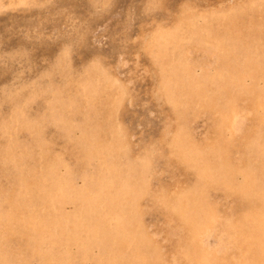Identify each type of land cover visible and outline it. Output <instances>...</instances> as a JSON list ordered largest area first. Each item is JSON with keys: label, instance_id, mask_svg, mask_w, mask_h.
Masks as SVG:
<instances>
[{"label": "rangeland", "instance_id": "374dc122", "mask_svg": "<svg viewBox=\"0 0 264 264\" xmlns=\"http://www.w3.org/2000/svg\"><path fill=\"white\" fill-rule=\"evenodd\" d=\"M263 160L264 0H0V264H264Z\"/></svg>", "mask_w": 264, "mask_h": 264}, {"label": "bare ground", "instance_id": "6f19581e", "mask_svg": "<svg viewBox=\"0 0 264 264\" xmlns=\"http://www.w3.org/2000/svg\"><path fill=\"white\" fill-rule=\"evenodd\" d=\"M93 1H95V0H93ZM222 1H223V0H222ZM215 8H216V7H215ZM184 12H185V11H184ZM186 12H187V11H186ZM186 12H185V13H186ZM191 13H192V12H191ZM189 15H191V14H189ZM189 15H188V16H189ZM184 35H185V34H184ZM196 36H198V35H196ZM205 41H206V40H205ZM207 48H208V47H207ZM231 59H232V58H231ZM21 62H22V61H21ZM236 62H238V61H236ZM236 64H237V63H236ZM244 65H245V64H244ZM247 66H248V65H247ZM230 68H231V67H230ZM245 68H246V67H245ZM101 69H102V68H101ZM101 71H102V70H101ZM256 71H257V70H256ZM178 72H179V71H178ZM103 73H104V71H103ZM103 73H102V74H103ZM166 73H167V72H166ZM179 73L181 74V72H179ZM258 73H259V72H258ZM102 74H101V76L104 75V74H103V75H102ZM176 74H178V73L175 72V75H176ZM228 74H229V73H228ZM236 74H237V73H236ZM110 75H111V74H110ZM164 75H166V74H164ZM164 75H163V77H164ZM173 75H174V74H173ZM230 75H231V74H230ZM249 75H250V74H249ZM178 76H179V75H178ZM180 76H181V75H180ZM180 76H179V78H181ZM105 77H106V76H105ZM111 77H112V76H111ZM139 77H140V76H139ZM248 77H249V76H248ZM175 78H176V77H175ZM179 78H178V79H179ZM183 78H184V76H183ZM165 79H166V78H165ZM168 79H169V78H168ZM168 79H167V80H168ZM101 80H102V79H101ZM167 80H166V81H167ZM253 80H255V79H253ZM64 81H66V80H64ZM112 81H113V80H112ZM170 81L172 82V80H170ZM164 82H165V81H164ZM167 82H168V81H167ZM168 83H169V82H168ZM252 83H253V82H252ZM103 84H104V82H103ZM113 84H114V83H113ZM253 84H254V83H253ZM66 85H67V83H66ZM100 85H102V84H100ZM107 85H108V84H107ZM107 85H106V86H107ZM109 85H110V84H109ZM166 85L168 86L167 83H166ZM172 85H173V84H172ZM64 86H65V85H64ZM173 86H174V85H173ZM98 88H99V87H98ZM102 88H103V87H102ZM108 88H110V87H108ZM149 88H150V87H149ZM166 88H168V87H166ZM69 89H70V88H69ZM104 89H105V86H104L103 90H104ZM162 89H163V88H162ZM212 89H213V87H212ZM219 89H220V88H219ZM70 90H71V89H70ZM171 91H173V89H172ZM171 91H170V92H171ZM174 91H176V90H174ZM177 91H178V90H177ZM168 92H169V91H168ZM170 92H169V93H170ZM211 92H212V91H211ZM108 93H109V92H108ZM176 93H177V92H176ZM215 93H216V92H215ZM64 94H65V93H64ZM64 94H63V95H64ZM98 94H99V93H98ZM104 94H105V93H104ZM171 94H172V93H171ZM171 94H170V95H171ZM178 94H179V93H178ZM175 95H176V94H175ZM1 96H2V95H1ZM100 96H101V95H100ZM177 96H178V95H177ZM196 96H197V95H196ZM77 97H79V96H77ZM103 97H104V96H103ZM107 97H108V96H107ZM179 97H180V96H179ZM81 98H82V96H81ZM176 98H177V97H176ZM99 99H100V98H99ZM173 99H174V98H173ZM195 99H196V98H195ZM198 99H199V98H198ZM77 100H78V103H79V99H77ZM94 100H95V99H94ZM103 100H105V99H103ZM97 101H98V100H97ZM97 101H96V102H97ZM170 101H172V100H170ZM173 101H174V100H173ZM197 101H198V100H197ZM256 101H257V100H256ZM100 102H101V101H100ZM213 102H214V101H213ZM82 103H83V102H82ZM107 104H108V103H107ZM112 104L115 106V103L112 102ZM193 104H194V102H193ZM80 105H81V104H80ZM98 105H99V104H98ZM103 105H104V104H103ZM109 105H110V104H109ZM94 106H95V105H94ZM194 106H195V105H194ZM194 106H193V107H194ZM256 106H257V105H256ZM101 107H102V106H101ZM111 107H112V106H111ZM75 108H77V107H75ZM98 108H99V107H98ZM79 109H80V108H79ZM189 109H190V108H189ZM68 110H69V109H68ZM77 110H78V109H77ZM182 110H183V109H182ZM94 111H96V110H94ZM109 111H110V110H109ZM113 111H114V110H113ZM67 112H68V111H67ZM76 112H77V111H76ZM96 112L99 113L98 111H96ZM100 112H101V111H100ZM177 112H179V111H177ZM180 112H181V111H180ZM93 113H94V112H93ZM184 114H186L185 111H184ZM189 114H190V113H189ZM94 115H95V114H94ZM110 116H111V114H110ZM110 116H109V117H110ZM98 117H99V116H98ZM178 117H179V115H178ZM183 117H184V115H183ZM81 118H82V117H81ZM92 118H93V117H92ZM100 118H104V117H100ZM105 118H106V117H105ZM179 118H181V116H180ZM87 119H88V118H87ZM98 119H99V118H98ZM110 119H111V118H110ZM48 120H49V119H48ZM95 120H96V118H95ZM84 121H85V120H84ZM102 121H104V119H103ZM97 122H98V121H97ZM70 124H71V123H70ZM79 124H80V123H79ZM96 124H97V123H96ZM106 124H107V122H106ZM84 125H85V124H84ZM99 125H100V124H99ZM72 126H73V125H72ZM96 126H97V125H96ZM100 126H101V125H100ZM107 126H108V125H107ZM69 127H70V125H69ZM85 127H87V126H85ZM90 128H91V127H90ZM97 128H99V126H98ZM72 129H73V128L71 127L70 130H72ZM75 129H76V128H75ZM78 129H79V128H78ZM99 129H101V128H99ZM103 129H104V128H103ZM70 130H68V131H70ZM84 130H86V129L84 128ZM218 130H219V129H218ZM74 131H75V130H74ZM77 131H78V130H77ZM104 131H105V130H104ZM104 131H102V132H104ZM106 131H108V130H106ZM56 132H57V131H56ZM71 132H72V131H71ZM94 132H96V131H94ZM53 133H54V132H53ZM65 133H66V132H65ZM86 133H87V131H86ZM98 133H99V130H98ZM68 134H69V133H68ZM70 134H72V133H70ZM70 134H69V135H70ZM87 134L90 135V133H87ZM87 134H86V135H87ZM96 134H97V133H96ZM65 135H66V134H65ZM91 136H92V134H91ZM215 136H218V135H215ZM262 136H263V135H262ZM92 137H93V136H92ZM88 138H89V137H88ZM94 138H95V137H94ZM101 138H102V137H101ZM217 138H218V137H217ZM99 139H100V138H99ZM103 139H104V138H103ZM174 139H175V138H174ZM253 139H254V138H253ZM86 140H87V139H86ZM101 140H102V139H101ZM79 141H80V140H79ZM180 141H181V140H180ZM2 142H3V141H2ZM93 142H94V141H93ZM178 142H179V141H178ZM101 143L104 144L103 142H101ZM76 144H77V143H76ZM93 144H94V143H93ZM99 144H100V143H99ZM99 144L96 143L95 145H99ZM105 145H106V144H105ZM107 145H108V143H107ZM107 145H106V146H107ZM181 145H182V143H181ZM200 145H201V144H200ZM214 145H215V144H214ZM78 146H79V145H78ZM84 146H85V145H84ZM84 146H83V147H84ZM67 147H68V146H67ZM142 148H143V147H142ZM78 150H79V149H78ZM80 150H81V149H80ZM99 151H100V150H99ZM236 151H237V150H236ZM241 151H242V150H241ZM97 152H98V151H97ZM188 152H189V151H188ZM188 152H187V154H188ZM217 152H218V151H217ZM115 153H116V152H115ZM220 153H221V152H220ZM220 153H219V154H220ZM71 154H72V153H71ZM73 154H74V153H73ZM81 154H82V153H81ZM91 154H92V153H91ZM100 154H101V153H100ZM165 154H166V153H165ZM210 154H211V153H210ZM97 155H99V154L97 153ZM135 157H136V156H135ZM171 157H172V156H171ZM219 159H220V158H219ZM244 159H245V158H244ZM77 160H78V158H77ZM77 160H76V161H77ZM85 160H86V159H85ZM209 160H210V159H209ZM243 161H244V160H243ZM243 161H242V162H243ZM247 161H248V160H247ZM249 162H250V161H249ZM251 162H252V161H251ZM263 162H264V160H263ZM263 162H262V163H263ZM233 163H234V162H233ZM80 164H81V161H80ZM199 164H200V163H199ZM210 164H211V163H210ZM252 164H253V163H252ZM157 165H158V164H157ZM218 165H220V164H218ZM207 166H208V165H207ZM211 166H212V165H211ZM245 166H246V165H245ZM0 167H1V166H0ZM219 167H220V166H219ZM202 169H203V171H205V169H206V171H208L209 173H211L209 170H207L208 168H202ZM217 169H218V168H217ZM210 170H211V169H210ZM218 170H219V169H218ZM203 171H202V172H203ZM213 171H214V170H213ZM215 171H216V170H215ZM220 171H222V170L220 169ZM226 171H227V170H226ZM226 171H224V172H226ZM229 171H230V170H229ZM202 172H200V173H202ZM208 172H207V173H208ZM262 172H263V171H262ZM262 172H261V173H262ZM203 173H204V172H203ZM207 173H205V175H206ZM209 173H208V176H210ZM212 173H213V172H212ZM226 173H227V172H226ZM222 174H223V173H222ZM238 174H240V173H238ZM243 174L245 175V179H246V175H247V174H246V173H243ZM186 175H187V174H186ZM199 175H200V174H199ZM199 175H198V176H199ZM205 175H204V176H205ZM258 175H259V174H258ZM202 176H203V174H202ZM243 177H244V176H243ZM225 179H226V178H225ZM225 179H224V180H225ZM242 180H243V179H242ZM251 180H252V179H251ZM228 181H230V180H228ZM243 181H244V180H243ZM99 182H100V181H99ZM221 182H222V181H221ZM221 182H219L218 184L220 185ZM225 182H226V181H225ZM96 183H97V182H96ZM142 183H143V182H141V184H142ZM246 183H247V182H246ZM222 184H223V183H222ZM231 184H232V182H231ZM263 184H264V183H263ZM91 185H92V184H91ZM101 185H102V184H101ZM101 185H100V186H101ZM198 185H199V184H198ZM214 185H215V184H213V186H214ZM216 185H217V184H216ZM216 185H215V186H216ZM229 185H230V184H229ZM247 185H248V184H247ZM259 185H260V184H259ZM124 186H125V185H124ZM224 186H225V184H224ZM227 186H228V185H227ZM243 186H244V185H243ZM101 187H102V186H101ZM140 187H141V186H140ZM183 187H184V186H183ZM221 187H223V186L221 185ZM135 188H136V187H135ZM224 188H225V187H224ZM244 188H245V187H244ZM92 189H93V188H92ZM85 190H86V189H85ZM252 190H253V189H252ZM241 192H242V191H241ZM248 192H249V191H248ZM249 193H250V192H249ZM197 194H198V193H197ZM199 194H200V193H199ZM199 194H198V195H199ZM259 194H260V193H258V195H259ZM178 195H179V194H178ZM178 195H177V196H178ZM246 195H247V194H246ZM253 195H255V194H252V197H254V199H255V196H253ZM238 196H239V195H238ZM248 196H249V195H248ZM125 197H126V196H125ZM184 197H185V196H184ZM246 197H247V196H246ZM246 197H245V198H246ZM249 197H250V196H249ZM256 197L258 198L257 195H256ZM65 198H66V197H65ZM67 198H68V197H67ZM114 198H115V197H114ZM178 198H179V197H178ZM178 198H177V199H178ZM189 198H191V197H189ZM259 198H260V197H259ZM263 198H264V197H263ZM126 199H127V198H126ZM181 199H182V197H181ZM192 199H193V198H191V200H192ZM108 200H109V199H108ZM193 200H194V199H193ZM195 200H196V199H195ZM198 200H199V199L197 198V203H198ZM201 200H203V199H200V200H199L200 203H201ZM239 200H240V199H239ZM257 200L259 201V200H261V198H260V199H257ZM180 201H181V200H180ZM182 201H183V199H182ZM252 201H253V200H252ZM252 201H251V202H252ZM261 201H262V200H261ZM112 202H114L113 199H112ZM116 202H117V201H116ZM116 202H115V203H116ZM186 202H187V203L190 202V199H189V201H188V199H187ZM203 202H204V201H203ZM247 202H248V201H247ZM174 203H175V202H174ZM187 203H186V204H187ZM190 203H191V202H190ZM200 203H198L199 206H200ZM181 204H182V203L179 202V205H180L181 207H182V206L184 207L185 202H183L182 205H181ZM188 204H189V203H188ZM192 204H193V203L189 204V206L192 205ZM201 204H202V203H201ZM204 204H205V203H204ZM204 204H202V205H204ZM263 204H264V203H263ZM195 205H196V204L193 205L194 208L197 206V205H196V206H195ZM199 206H198V208H199ZM204 206H205V205H204ZM204 206H203V207H204ZM254 206H255V205H254ZM137 207H138V206H137ZM183 207L180 208V209H184ZM201 207H202V206H201ZM201 207H200V208H201ZM145 208H146V207H145ZM189 208H190V207H189ZM191 208H192V207H191ZM258 208H262L261 205H260ZM180 209H179V210H180ZM187 209H188V208H187ZM254 209H255V208H254ZM263 209H264V208H263ZM144 210H145V209H144ZM189 210H191V209H189ZM189 210H188V211H189ZM200 210H201V209H200ZM200 210H199V211H200ZM255 210H257V209H255ZM106 211H107V210H106ZM173 211L175 212L176 210H173ZM188 211H187V213H188ZM192 211H193V210H192ZM192 211H191V212H192ZM197 211H198V210H197ZM197 211H193V212L195 213V212H197ZM182 212H183V211H182ZM258 212H260V211L258 210ZM78 213H79V212H78ZM261 213H262V212H261ZM261 213H260V214H261ZM158 214H159V213H158ZM185 214H186V213H185ZM188 214H189V213H188ZM190 214H191V213H190ZM190 214H189V215H190ZM201 214H202V213H201ZM263 214H264V211H263ZM195 215H196V214H195ZM195 215H194V216H195ZM199 215H200V214H199ZM86 216H87V215H86ZM191 216H193V214H192ZM196 216H197V215H196ZM201 216L203 217V215H201ZM207 216H208V215H207ZM219 216H220V215H219ZM72 217H73V216H72ZM80 217H81V215H80ZM183 217H184V216H183ZM198 217H199V216H198ZM198 217H196V218L198 219ZM202 217H201V218H202ZM140 218H141V217H140ZM184 218H185V217H184ZM186 218H187V219H191V218H188L187 215H186ZM193 218H194V217H193ZM199 218H200V217H199ZM169 220H170V219H169ZM185 220H186V219H185ZM192 221H193V219H192ZM192 221H191L190 223H192ZM197 222H198V221H195V223H197ZM160 223H161V222H160ZM188 223H189V222H188ZM78 224H79V223H78ZM118 225H119V224H118ZM180 225H181V224H180ZM184 225H185V224H184ZM194 225H195V224L193 223V226H194ZM224 225H225V224H224ZM227 225H229V224H227ZM222 226H223V224H222ZM97 227H98V225H97ZM94 228H96V227H94ZM117 229H118V228H117ZM119 231H120V230H119ZM112 232H113V231H112ZM247 233H248V232H247ZM119 234H120V232H119ZM163 236H164V235H163ZM193 236H194V235H193ZM226 236H227V235H226ZM194 239H195V238H194ZM245 239H246V238H245ZM187 240H188V239H187ZM191 240H192V239H191ZM161 241H162V240H161ZM184 242H185V240H184ZM187 244H188V242L186 243V247H187ZM181 246H182V245H180V247H181ZM184 246H185V245H184ZM178 247H179V246H178ZM243 247H244V246H243ZM168 249H169V248H168ZM250 250H251V249H250ZM251 251H252V250H251ZM255 251H256V250H255ZM255 251H254V252H255ZM248 253H250V252H248ZM251 253H252V252H251ZM176 254H177V253H176ZM185 254L188 255V253H185ZM245 254H246V252H245ZM169 255H170V254H169ZM252 255H253V253L251 254V256H252ZM189 256H190V255H189ZM246 256H247V255H246ZM197 257H198V256H196V258H197ZM194 258H195V256H194ZM257 258H258V257H257ZM198 259H199V258H198ZM256 262H257V261H256ZM250 263H251V262H250ZM229 264H230V263H229Z\"/></svg>", "mask_w": 264, "mask_h": 264}]
</instances>
